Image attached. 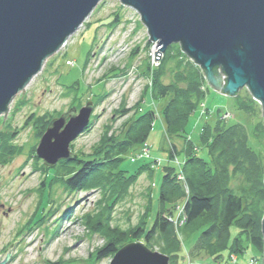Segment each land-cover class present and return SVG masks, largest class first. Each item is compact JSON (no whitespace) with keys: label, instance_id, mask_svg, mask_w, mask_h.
<instances>
[{"label":"rangeland","instance_id":"1","mask_svg":"<svg viewBox=\"0 0 264 264\" xmlns=\"http://www.w3.org/2000/svg\"><path fill=\"white\" fill-rule=\"evenodd\" d=\"M140 21L137 12L119 0L98 2L78 30L47 57L40 72L14 96L8 113L0 114V263L109 264L114 255L99 258V254L110 239L117 246L143 242L121 240L118 234L103 236L91 226L97 227L100 221L103 230L108 227L110 232L117 227L127 235L138 227L148 230L158 208L164 167L178 170L185 160L180 152L186 146L185 139L169 137L165 130L162 111L169 97L158 98L153 91L158 67L162 69L159 81L163 85L186 88L196 77L204 92L185 127L186 141L193 142L194 154L216 169L199 136L206 133L207 125H220L221 120L229 124L232 120L244 125L249 133L247 142L264 165V121L261 107L249 91L241 89L237 96L227 97L211 89L203 76V80L200 78L203 73L199 66L177 43L155 56L156 45ZM248 96L258 105L250 106ZM91 100L94 109L89 128L70 144L78 160L45 166L36 148L50 120L71 107L78 111ZM145 113L155 116L144 142L129 148L119 145L135 134L130 130L131 123ZM215 129L212 126L211 134ZM172 144L177 154H171ZM103 145L104 150L98 151ZM174 155L177 157L172 160ZM92 157L101 162L96 179L86 188L69 187L67 178L82 166V160ZM218 171L221 173V168ZM136 172L135 178L123 180ZM239 175L228 170L225 186L249 203L252 193ZM114 196L115 202H110ZM183 202L180 198L172 206L169 215L173 220ZM258 205L263 209L261 197ZM215 207L219 210L217 200ZM210 221L215 220L203 217L190 227L172 221V232L180 243L176 264H262V250L253 248L247 235L239 236L235 225L230 228L231 236L240 237L241 253L227 260L226 253L215 254V249L210 250L213 254L199 251L195 246L198 233ZM165 241L157 236L149 248L159 252Z\"/></svg>","mask_w":264,"mask_h":264},{"label":"water","instance_id":"2","mask_svg":"<svg viewBox=\"0 0 264 264\" xmlns=\"http://www.w3.org/2000/svg\"><path fill=\"white\" fill-rule=\"evenodd\" d=\"M101 1L0 0V114L8 113L14 96ZM119 2L140 16L158 50L155 56L179 44L211 89L227 97L249 91L264 121V0ZM93 109L92 100L87 101L78 111L71 107L50 120L36 148L45 166L75 159L70 144L88 130ZM261 237L264 264V214ZM109 264H169V257L133 241L120 247Z\"/></svg>","mask_w":264,"mask_h":264},{"label":"trees","instance_id":"3","mask_svg":"<svg viewBox=\"0 0 264 264\" xmlns=\"http://www.w3.org/2000/svg\"><path fill=\"white\" fill-rule=\"evenodd\" d=\"M161 71L162 69L159 67L156 69L152 83L153 91L158 98L169 97L162 111L164 124L166 125L165 130L169 137L177 136L185 139L186 146H183L180 151L183 153L185 160L179 165L178 170L172 167H164L158 193V208L148 230L144 231L141 227H138L127 235L124 231L115 227L107 232L108 227L103 230V224L97 221V227L91 226L92 231L103 232V236L118 234L121 240L124 238L141 239L148 248L149 245H152L151 241L157 236L163 237L166 241L160 244L159 252L169 257V264H176L174 261L180 255V243L172 232L174 231L172 217L169 213H171L174 203L176 204V201L182 198L184 199L183 208H181L183 212L178 217L179 221L182 219V227L193 226L203 217L215 220L205 223L200 228L195 242V246L199 251L208 252L215 249V254L222 255V253H226L227 260L230 256L241 253L240 237L234 238L231 236L230 228L232 225L236 226L239 236L247 235V240L253 248L259 251L262 250L261 220L264 214V206L261 209L258 201L260 197L261 200L264 199V165L261 163L259 153L247 142L249 133L245 130L244 125H241L240 122L234 124L231 119L229 124H225V121L221 120L220 125L218 122L212 125L216 127L214 135L211 134L213 132L211 131L212 126L207 125L206 133L199 136V141L205 146L209 160L210 158L213 159L212 164L214 162L217 164L216 169L210 167L204 158L193 153V142L186 141L185 127L187 121L204 95V92L200 91L198 79L196 77L190 79V83L186 88L173 85L167 86L159 81ZM206 90H208V87ZM247 102L250 106L258 105L250 97ZM248 104L247 106H249ZM240 109H243V107ZM154 116L153 113L140 115L130 126V130H133L135 134L125 137L126 139L119 142V145L129 148L134 144L144 142L147 132L151 129L150 125L154 122ZM136 135L137 137H135ZM106 143L109 142H105L104 145ZM104 145L98 151H103ZM108 146L114 147L112 145ZM175 148V145L172 144V155L179 152ZM174 157L177 156L174 155L171 159L174 160ZM96 158L82 160V166L71 177L67 178L65 183L69 187L77 189L90 186L92 180L96 179L99 165H101V162H95ZM76 160H78L77 155H75V159L66 160V162ZM230 166L233 167L231 170L229 169ZM142 167L144 165L137 168L136 171ZM219 168L222 170L221 173L218 171ZM207 170L209 171L208 175ZM228 170L233 174L234 171L238 172L242 181L248 183L252 193L249 203L229 186H225ZM138 172L129 174L130 177L127 178L124 176L123 180L135 178ZM180 175H183V177ZM122 184L123 182L118 185L116 183V187ZM183 187L187 188L186 192ZM115 198L116 196L113 199L109 198L110 202H115ZM216 200L219 210L215 207ZM116 244L113 239H110L101 249L102 253L99 254V258L106 257L109 254L114 255L122 246Z\"/></svg>","mask_w":264,"mask_h":264},{"label":"built area","instance_id":"4","mask_svg":"<svg viewBox=\"0 0 264 264\" xmlns=\"http://www.w3.org/2000/svg\"><path fill=\"white\" fill-rule=\"evenodd\" d=\"M158 54V53H157ZM178 163V162H177ZM178 165H179V163H178ZM183 208V207H182ZM179 210V209H178ZM182 212H183V210L182 209H180V212L178 213V216H177V218L176 219H174L173 220V218L171 219L173 222H177V223H179V225H181V223H182V219L179 221L178 220V217L182 214ZM170 219V218H169Z\"/></svg>","mask_w":264,"mask_h":264}]
</instances>
